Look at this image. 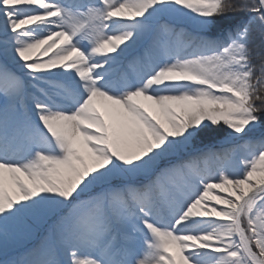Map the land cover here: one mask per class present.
<instances>
[{"label":"snow or ice","instance_id":"1","mask_svg":"<svg viewBox=\"0 0 264 264\" xmlns=\"http://www.w3.org/2000/svg\"><path fill=\"white\" fill-rule=\"evenodd\" d=\"M34 233L0 264H264V0H0V249Z\"/></svg>","mask_w":264,"mask_h":264},{"label":"rangeland","instance_id":"2","mask_svg":"<svg viewBox=\"0 0 264 264\" xmlns=\"http://www.w3.org/2000/svg\"><path fill=\"white\" fill-rule=\"evenodd\" d=\"M240 19H246L248 13L244 12V13H238L236 14ZM143 49H139L138 52L142 54ZM137 53H132L131 55H136ZM131 55L130 56H126L123 58L120 68L117 72V78H119L120 73L124 72L127 73L129 76L132 75L133 69H130L128 67V61L131 59ZM254 64L259 65L260 64V59H256L254 61ZM141 68V65H136L135 66V70L139 71ZM259 103V102H258ZM222 131H226L225 129L222 128ZM257 135H259V133L257 132ZM233 146H236V156L240 157L243 156L247 153L248 149L245 148L242 143L238 140H234L231 142H227L225 140L224 137H221L220 140H218L217 142L214 143V150L219 151L222 149H226V148H231ZM200 166L203 167V162H200ZM213 166H216V162H213ZM180 177L177 175H173L171 177H165L162 178V192L166 191L168 189L171 188V182L175 181V182H179L180 181ZM40 235L41 234H32L27 236L25 239L23 240H14L10 243L8 249H7V253H5V251L3 249H0V260H3L5 258H9V259H24V260H29L32 257L27 255V253L29 252L30 249L34 248L40 241Z\"/></svg>","mask_w":264,"mask_h":264},{"label":"trees","instance_id":"3","mask_svg":"<svg viewBox=\"0 0 264 264\" xmlns=\"http://www.w3.org/2000/svg\"><path fill=\"white\" fill-rule=\"evenodd\" d=\"M249 15V14H248ZM247 15V16H248ZM256 59H258L255 55H253V58H252V62L254 63V61L256 60Z\"/></svg>","mask_w":264,"mask_h":264},{"label":"bare ground","instance_id":"4","mask_svg":"<svg viewBox=\"0 0 264 264\" xmlns=\"http://www.w3.org/2000/svg\"><path fill=\"white\" fill-rule=\"evenodd\" d=\"M145 103H150V102H145Z\"/></svg>","mask_w":264,"mask_h":264}]
</instances>
